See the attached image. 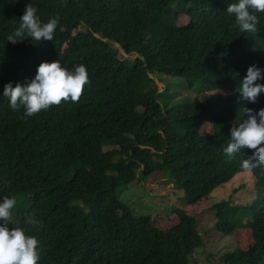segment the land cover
Wrapping results in <instances>:
<instances>
[{"label":"trees","instance_id":"1","mask_svg":"<svg viewBox=\"0 0 264 264\" xmlns=\"http://www.w3.org/2000/svg\"><path fill=\"white\" fill-rule=\"evenodd\" d=\"M231 2L0 0V89L23 84L40 61L82 64L88 78L76 102L27 117L0 96V197L16 198L9 227L38 240L36 264H189L203 245L195 216L175 209L180 223L163 229L118 198L122 185L161 170L190 204L248 172L254 196L213 202L211 224L252 232L248 247L219 264H264V168L240 166L250 150L223 152L242 107L264 106V94L249 103L238 92L250 64L264 83V12L255 32L241 33L224 11ZM26 3L42 22L58 17L51 41H4ZM138 75L145 81L135 84ZM172 79L216 92L176 103ZM29 213L37 223L25 222Z\"/></svg>","mask_w":264,"mask_h":264},{"label":"clouds","instance_id":"2","mask_svg":"<svg viewBox=\"0 0 264 264\" xmlns=\"http://www.w3.org/2000/svg\"><path fill=\"white\" fill-rule=\"evenodd\" d=\"M224 11L234 17V23L241 33L255 32L256 13L264 12V0H234L228 3ZM37 9L26 3L18 17V25L4 37V41L15 44L28 40L37 44L42 40L53 39L58 17L53 16L42 22L37 16ZM262 70L254 64L245 69L238 92L240 99L254 103L256 97L264 94V83H258ZM86 68L82 64L73 65L70 69L61 65L58 60L40 61L34 75L23 84L5 82L0 89V96L7 98L8 106L17 110L23 109V116H31L40 110L61 100L76 102L82 86L87 84ZM245 118H239L230 125L228 142L223 152L232 155L236 152L250 150L249 158L241 159L243 169L264 168V106L254 112L242 107ZM16 204L14 196L0 197V264H36L39 259L38 240L19 226L9 227V217ZM26 223H37L32 214L25 217Z\"/></svg>","mask_w":264,"mask_h":264},{"label":"rangeland","instance_id":"3","mask_svg":"<svg viewBox=\"0 0 264 264\" xmlns=\"http://www.w3.org/2000/svg\"><path fill=\"white\" fill-rule=\"evenodd\" d=\"M149 76L155 81L158 90H162V84L156 80L155 74H149ZM144 81L145 77L138 75L135 84ZM170 89L171 92H174L172 100L176 103H186L192 99L204 102L206 97H211L216 92L212 86L197 83L192 88H187L180 82L176 83V80L173 79ZM138 172L139 170L137 174ZM254 193L251 175L246 171L238 172L231 180L217 186L198 202L190 204L183 198L182 190L172 186L167 172L161 170L142 180L134 178L131 182L122 185L119 187L118 198L129 205L135 215L149 214L153 224L163 229L180 223L179 216L173 211L175 209L195 216L203 245L191 254L189 264H219V257L223 253L248 247L252 241V232L250 228L234 227H225L221 231L216 230L211 224L212 215H214L211 205L213 202L227 198L230 194L235 203L241 204L251 199ZM19 204L22 205L23 202Z\"/></svg>","mask_w":264,"mask_h":264}]
</instances>
